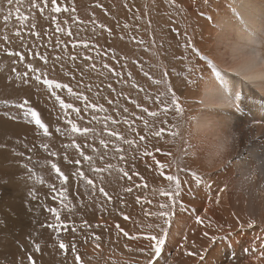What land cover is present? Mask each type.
Returning <instances> with one entry per match:
<instances>
[{"label":"rangeland","instance_id":"rangeland-1","mask_svg":"<svg viewBox=\"0 0 264 264\" xmlns=\"http://www.w3.org/2000/svg\"><path fill=\"white\" fill-rule=\"evenodd\" d=\"M33 2L39 7H32ZM225 5V0H56L55 6L69 11L53 13L51 0H19V3L14 0L11 6L7 0H0V264H29L28 255L33 257L32 264H77L71 254L72 243H75L77 255L81 258L79 264H144L147 257L138 249L144 247L147 250L148 242L144 237L155 231L148 226L159 222L153 213L160 210L161 203L167 202L160 190L174 188V183L167 181V175L176 174L182 181V196L192 199L204 188V184L189 187L191 173L195 172L202 181L213 185L212 194L217 196L215 190L222 185L221 177L214 176L218 172L202 170L194 156L181 158L178 148H183L184 144L173 143L168 135L174 130L170 125L175 124L179 117L174 107L168 113L163 112L171 96L161 97L164 104L156 100L165 91V85L154 84L153 80L161 79L162 71H168L167 84L179 97L178 102L184 109L182 119L192 114L201 77L211 67V59L207 58V54L213 56L210 30L216 12L222 11ZM17 8L20 15L29 17L23 25L16 19ZM6 15L9 16L7 23L4 20ZM53 16L64 32H56V24L51 19ZM16 31L21 32L20 37L15 35ZM69 31L71 36L66 34ZM4 36L9 39L5 41ZM193 48L202 57L196 56ZM5 49L20 52L25 57L24 61L21 62L19 56L7 55ZM37 53L46 55L48 63L45 64ZM66 53L76 55L77 59L74 62L54 59L56 56L64 57ZM28 63L40 70L35 75H41V81L35 82L34 75L29 72V84L23 85L16 81L12 69L15 67L18 72H24ZM92 64L95 70L90 69ZM105 64L108 68L103 67ZM161 64L164 65L162 69L154 67ZM46 78L69 85L77 95L87 96L89 103L97 104V108H88L79 116L72 110H67L66 114L51 96V91L66 103H72L74 108L84 109L85 102L68 95L67 89H47L42 84ZM23 100L28 101V107L42 113V119L51 126L50 138H44L42 130L23 119V110L14 107L15 103ZM99 106H103L105 111H99ZM144 109L156 111L159 115L154 118ZM5 112L11 115L6 117ZM94 115L99 122L92 119ZM104 117L117 121V124L107 121L108 131L115 130L135 143L129 146L105 133L104 138L110 147L103 149L99 136L85 138L82 133L72 134L71 126L67 125V121L73 119L80 128L87 126L101 132L104 131ZM145 120L148 121L147 127ZM56 127L64 131L57 133ZM161 128L164 131L159 137L153 135ZM141 135L145 137L142 141L139 139ZM42 142L49 145L47 150L40 147ZM71 144H80L79 151L86 155H92V149H97L101 155L109 153L104 160H96V167L103 168L106 163L119 164L132 179L115 169L110 175L103 173L101 179V174L88 171L87 162L79 157L74 147H66ZM116 145L121 147L125 156L123 162L112 159ZM52 151L57 156H50ZM145 151L151 152L152 156L142 155ZM17 152L23 156L16 155ZM165 152L172 155L166 156ZM78 158L81 163L75 164ZM174 158L176 163H173ZM37 160L46 161L47 166L37 165ZM157 161L166 167L160 169ZM53 162L65 174L76 169L84 171L87 178L93 180L95 192L91 186L86 191L83 181L74 175L66 187H61L59 174L50 168ZM24 163H28L34 175L26 173L22 167ZM178 168L183 171H178ZM29 175H32L31 179ZM40 180H43L42 184ZM101 187L107 196L101 194ZM129 187L132 188L130 193L126 191ZM30 191L36 193V199L28 195ZM60 191L66 192V198L60 196ZM226 193L229 196L231 192L227 189ZM182 203L186 206L185 201ZM51 207L59 213V221L47 210ZM201 213L199 211L198 214ZM253 219L256 220L255 228L243 232L260 236L264 222L258 217ZM52 224L57 227L48 226ZM234 230L221 236L231 241L230 238L240 235L236 259L232 260L224 247L218 253L216 264H245L252 260V253L242 252V246L251 251L249 235L241 233L238 227ZM125 231L129 236L135 235L137 240L130 241L123 235ZM96 235L101 237L100 241H95ZM60 240L68 245L67 251L59 249ZM245 240H249L248 243ZM36 243L41 245L39 252L34 250ZM96 243L100 244L99 249L95 247ZM219 243H211L207 251L202 250L204 260L194 257V264L206 263L207 257L209 261L213 259L209 253Z\"/></svg>","mask_w":264,"mask_h":264},{"label":"snow or ice","instance_id":"snow-or-ice-1","mask_svg":"<svg viewBox=\"0 0 264 264\" xmlns=\"http://www.w3.org/2000/svg\"><path fill=\"white\" fill-rule=\"evenodd\" d=\"M14 0H7V4L9 6H11L13 4ZM53 7L51 8V11L53 13H61L62 11L67 12L69 11L68 8H61L56 5V0H51ZM17 3H19V0H17ZM32 7H39V5L35 4L34 2L32 3ZM43 8L40 9L41 12H43ZM74 10V9H73ZM10 15V13H9ZM9 19V16L6 15L4 17L5 23H7ZM16 19L18 21H20L23 25V22L28 21L29 17L27 15H20L19 12V8H17L16 10ZM52 23L56 24V17L53 16L52 18ZM149 26H151V21H149ZM34 27V25H33ZM101 27H103V25H101ZM128 25H125V28H127ZM56 32H64L65 30L60 26V24H56ZM67 35L71 36L72 33L69 31L66 33ZM15 35L17 37L21 36V32L20 31H16ZM38 36V33L36 34ZM3 39L5 41H7L9 38L8 36H4ZM21 43H23V41L21 40ZM141 43H143V41H141ZM153 43H155V41L153 40ZM57 46H60V41L59 39L57 40ZM73 47L75 48V44L73 45ZM85 47H87V45H85ZM192 51L195 53L196 56L202 57L201 53L193 48ZM5 52L7 55L9 56H19L20 61L23 62L25 57L23 55L20 54V52H10L7 51V49H5ZM37 55H39L40 59H42L44 61L45 64L48 63V57L46 55H41L39 53H37ZM56 61H62L65 59L71 60V61H75L77 59L76 55H70V54H65L64 57L61 56H56L54 58ZM85 59H91L90 57H85ZM16 61H13V64H15ZM26 67V71L24 72H18L16 70L15 67H13L12 71L15 73V79L16 81H18L20 84L23 85H28L29 84V80L27 79V77L29 76V72H31L34 77H35V82H40L41 81V75H35V73H37L38 71H40L39 69L35 68L31 63H28L25 65ZM104 68H108V65L105 64L103 65ZM154 67H160L161 69L164 67V65H156ZM90 69L91 70H95V65L92 64L90 65ZM111 71V69H109ZM193 69H189V71H192ZM46 75V73L44 74ZM116 75H119V73H116ZM129 75H131L129 73ZM169 72L168 71H162V76L161 79H157V80H153L154 84H164L165 85V91L161 92L157 97L156 100L160 101L162 104L165 103V101L161 100L162 96H167L170 94L171 99L170 102L166 104V106L162 109L163 112L168 113L170 111L171 108L174 107V112L176 114L177 117H179V119L177 120V122L175 124H171L170 128L174 129L168 132V135L172 138V142L173 143H177L180 140V136H181V130L179 127V122L182 120V115L184 112L183 107L181 106V104L178 102L179 101V97L176 95L175 92L172 91L171 86H169L167 84V80L166 78L168 77ZM43 85L47 86V89L52 90L53 88L55 89H67V93L70 96H74L77 100H83L85 102V107L84 109H81L79 107L74 108L72 103H66L65 100L61 99L60 95H58L55 91H51V96L55 98V100L59 103V106L61 109L65 110V113L67 114V110H72L74 113H76L77 116H79L81 114L82 111H86L88 108H97V104L95 103H89V98L87 96L84 95H77V93L74 92L73 88L70 87L67 84H63V83H55L53 79L50 78H46L43 79L42 81ZM5 105H7V101L4 102ZM109 103H111V101H109ZM28 101L27 100H23V102H17L14 104V107L18 110H23V119L29 123V124H34L35 128L38 130H42L43 132V137L44 138H50L52 136V131H51V126L49 124H47L43 119H42V113L38 112L37 110H35L32 107H28ZM99 111L103 112L105 111V109L103 108V106H99ZM125 112H127L128 110L125 108L124 109ZM145 112H148L147 109H144ZM4 115L10 116L11 114L9 112H5ZM149 116L152 117H158L159 113L156 111H152V112H148ZM13 119H15V116H12ZM93 120H96L97 122H99V118L97 116H93L92 117ZM111 120L112 124H117V121L112 119L111 117H104V131L98 132L96 128H90V127H83L80 128L77 126V123H75L73 121V119H69L67 121V125L71 126V130L70 132L72 134L74 133H82L83 136L85 138H87L89 135H91L93 138L99 136V144L100 146H102L103 149H108L110 147L108 140H106L104 138V135L106 133V135L108 137L114 138L117 141H122L124 144H127L129 146L133 145L135 143L134 140L131 139H126L124 138L120 133H118L115 130H111L108 131V125H107V121ZM125 123H129V121L125 120ZM264 122V121H261ZM165 123H169L168 121H165ZM145 127L148 126V121L145 120L144 121ZM67 125H65V128H67ZM64 131V129L60 128V127H56L55 128V132L57 133H62ZM164 131L163 128H161L159 131H155L153 132V135L159 137L161 135V132ZM37 135H39V132L37 133ZM139 139L142 141L145 139V137L143 135H141L139 137ZM184 147L183 148H178V151H180L181 153V158L182 157H188V156H194L193 154V145L191 143L188 142H184ZM41 148L47 150L49 145L47 143L42 142L40 145ZM66 147H74L77 151H78V155L80 158H82L83 161L87 162V167H88V171L92 172V173H96V174H101V179L103 178L102 174L103 173H108L109 175L111 174V171L113 169H115L116 171L122 173V176L128 177L129 180L132 179L131 176H129L128 172L124 170V168L120 167L119 164L113 165L111 163H106L105 166L103 168L100 167H96V160L100 159V160H104V158L109 154V153H104L103 155L100 154V152L97 149H92L93 154L92 155H86L84 152L79 151V149L81 148L80 144H71V145H66ZM157 151H159V149H157ZM16 155H20L23 156V153H15ZM119 154V155H117ZM249 154L251 155V150H249ZM142 155L145 156H152L151 152L145 151L144 153H142ZM164 155L166 156H171L172 154L170 152H165ZM50 156H57V153L55 151L50 152ZM75 159V164H80L81 163V159ZM155 160V157H152ZM29 160L32 159V157L28 158ZM112 159H118V161L123 162L125 161V156L122 152V149L119 145L114 146L113 150H112ZM65 160H67V157H65ZM35 163L41 167L47 166V162L46 161H35ZM158 164V167L160 169H164L166 167L165 164L159 163L158 161L156 162ZM173 163H176L175 158L173 159ZM230 164L232 163V161L229 162ZM22 167H24L26 173L32 174L34 175V171L32 168L29 167L28 163H24L22 165ZM50 168L52 170H54L55 173L59 174V181H60V186L61 187H66V183L70 180L71 176H77L78 178H80L83 181V186L85 188V190L87 191L89 189V186H91V190L94 193L95 192V185L93 184V180L92 179H88L85 172L81 171L79 169L74 170L72 173L69 174H65L61 171V169L57 166V163L53 162L50 164ZM178 171H183V169H179ZM32 175H29V179L32 178ZM191 177L192 179L195 181V184L197 186L201 185L202 183L204 184V187L209 189V194L207 195V200L211 201L212 200V196H211V190L213 188V185L208 184L206 181H202L201 176L197 175L195 172L191 173ZM37 179H39V177H37ZM167 181L174 183V188H172L169 191H165L163 189H161V194L167 198V202L161 203L159 205V211H157L156 213H153V215L156 217V219L159 221L156 224H149V229H154L155 231L146 235L144 237V239L148 242L147 243V250H145L144 247H141L138 249V251L140 253H142L143 255H145L147 257V259L144 261V264H159V260L157 258H161L162 257V253L166 250L167 246L169 244H172L175 240V236L174 234L170 231L171 226L173 224V218L174 216L177 215V212L180 211H184L185 210V205L184 203H182V194H183V187H182V181L178 178V176L176 174H170L167 175L166 177ZM40 183H43V180H40ZM54 191L56 189H53ZM99 191L101 192V194L107 196V193L104 191L103 187H101L99 189ZM127 192H132V188L129 187L126 189ZM219 193H224L227 191V186L224 185L222 187H220L218 189ZM28 195L32 198V199H36V193L34 191H30L28 193ZM60 196L61 197H65L66 198V192L65 191H60ZM215 203L217 205L220 204V195H217L215 198ZM48 211H50L56 218L57 221L60 220V215L57 212L56 208L51 207V208H47ZM37 211H39V209H37ZM207 211V210H205ZM233 215H235V213H233ZM126 220L128 219L127 216L124 217ZM195 222L197 224H204V220L201 216L197 215L195 217ZM236 224L238 229L243 232L246 231V229H254L256 226V220L252 219V218H248L247 223H243L240 221L239 218H237L236 220ZM49 227L55 228L57 227V225L52 224V225H48ZM85 226L86 223H85ZM97 227H99V225H97ZM205 227H212L211 222L207 225H205ZM117 228L119 229V225H117ZM229 228H232V225H229ZM218 231L220 229H217ZM73 231H75V229H73ZM260 231L262 233H264V227L260 228ZM123 235L125 237H128V239L130 241H136L137 237L135 235L129 236V233L127 231H125L123 233ZM203 236L205 238H207V240L210 243H215L218 239H226L227 237L224 236H217V235H209V233L207 231H205L203 233ZM101 237L96 235L95 236V241H100ZM184 243H187V235L184 236L183 238ZM260 241V246L259 249H257V244L256 242ZM181 247H183V244L180 245ZM95 247L97 249L100 248V244L96 243ZM193 247H195V244H193ZM59 249L61 250H65L67 251L68 249V245H66L63 240H60L59 242ZM34 250L36 252H39L41 250V245L39 243H36L34 246ZM129 251H131L132 249H128ZM259 251V256L258 259H262L264 258V236H259L256 235L254 237V240L251 244V251L248 247H243L242 246V252L244 254H248L250 255L251 253H255ZM71 254L73 256H75V260L77 261V264H79L80 262V256L77 255V247L75 245V243H72L71 245ZM185 256H190V257H198V259L200 261L204 260V252H195V251H186L184 253ZM231 259L235 260L236 259V252L235 249H232L231 252ZM27 260L29 262V264H32L33 261V257L32 255H28L27 256Z\"/></svg>","mask_w":264,"mask_h":264},{"label":"bare ground","instance_id":"bare-ground-1","mask_svg":"<svg viewBox=\"0 0 264 264\" xmlns=\"http://www.w3.org/2000/svg\"><path fill=\"white\" fill-rule=\"evenodd\" d=\"M225 2L224 9L222 11L220 9V11L216 12L215 18L213 17L214 23L210 30L211 34L209 33L213 53L224 43L236 41L241 37H248L250 45L251 41L259 35V30L264 27V0H225ZM207 58L211 59V63L209 60L206 61L207 64H211V67L204 72L205 74L199 82L198 92L196 94L197 100L194 102V111H203L204 116L221 123L230 124L235 128H239L252 121H264V95L257 92L239 78L224 72L213 56L207 54ZM203 94H207L213 99L227 100L232 107L224 110H204ZM249 150H251V155L249 154ZM261 154H264V136L255 141L246 151L237 155L225 169L217 171L218 173L214 174L218 178L221 177L222 181V185L215 190V195H220L219 205L213 200H207L206 197L209 194V189L206 187L202 188L199 193H195L192 199L184 195L182 196V201L186 203L185 210L178 213L170 230L174 234L175 240L167 246L166 250L162 253V257L157 258L159 264H194L196 258L194 260V257L185 256L184 253L186 251L201 252L202 250L207 251L209 249V245L213 243L211 244L203 236L205 231L210 236H221V234L237 228L236 218H239L245 224L248 218H260L258 212L255 215L249 214L245 203L235 198L232 193L228 196L226 192L219 193L218 189L225 185V177L244 167L254 157ZM195 162L197 161L195 160ZM195 185L194 180L192 181L190 179L189 187L193 188ZM211 196L212 199L216 198L213 196L212 191ZM231 196L233 198H230ZM232 200L233 202L230 204ZM199 211L202 213L198 214ZM197 215L203 218L204 224H197L195 222ZM262 221L264 222V220ZM210 222L212 227H205ZM229 225H232L231 229ZM217 229L220 230L218 231ZM245 233L243 232L244 235L247 234ZM259 233L260 236L264 235L262 232ZM185 235H187V243H184L183 240ZM247 235H249L248 239L252 243L254 237L258 234L249 232ZM238 238L241 240L240 235L239 237L236 235L230 238L231 241H228L227 238L226 240L218 239L216 241L218 243L220 242L218 246H215L211 253L208 252L214 258L209 261L210 258L207 257L206 263L204 264H216L218 253L224 247L228 249L227 254L231 255L230 252H232L233 248L236 251ZM248 241L246 242L248 243ZM181 244H183V247L180 246ZM193 244H195V247H193ZM256 244L257 249H259L260 241H257ZM256 253L258 255L259 251ZM257 255L252 253L250 255V257H253L252 260L246 261L245 264H264V258L258 259Z\"/></svg>","mask_w":264,"mask_h":264},{"label":"clouds","instance_id":"clouds-1","mask_svg":"<svg viewBox=\"0 0 264 264\" xmlns=\"http://www.w3.org/2000/svg\"><path fill=\"white\" fill-rule=\"evenodd\" d=\"M212 55L224 72L264 95V27L250 45L248 37H241L224 43ZM202 99L204 110L232 107L227 100L213 99L207 94ZM179 127L178 145L191 142L198 166L206 172L225 169L237 155L264 136V122L252 121L235 128L204 116L203 111H193L179 122ZM224 184L235 198L245 203L249 214L258 212L264 220V154L225 177Z\"/></svg>","mask_w":264,"mask_h":264}]
</instances>
